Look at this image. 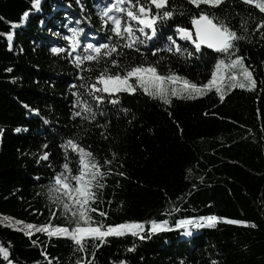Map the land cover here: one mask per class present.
<instances>
[{"label":"trees","instance_id":"1","mask_svg":"<svg viewBox=\"0 0 264 264\" xmlns=\"http://www.w3.org/2000/svg\"><path fill=\"white\" fill-rule=\"evenodd\" d=\"M107 2L41 0L33 9L31 0H0V215L5 217L0 216V247L9 252L7 260L0 255V264H76L82 258L91 264H264V27H258L264 13L242 0L200 8L188 0H169L175 14L157 23L151 40L133 48L121 41L110 57L77 67L74 56L85 54L86 43L116 41L98 14ZM201 10L244 37L236 42L235 55L252 71L254 88H230L223 100L214 89L195 98L173 97L170 105L140 90L118 93L116 104L107 98L97 103L88 94L105 68L114 74L139 64L206 83L227 55L204 48L196 52L190 41L176 36L183 51H168L166 39L177 25L191 28V16ZM25 11L29 16L19 23ZM64 25L84 30L72 55L50 51L68 49L64 36L71 33ZM74 92L92 106L94 119L76 105ZM68 139L90 150L105 172L109 166L103 161H113V172L101 180L103 188L94 189L90 205L107 216L90 212L94 223L165 220L166 230L145 233L143 240L109 237L99 248L94 247L99 241L89 239L83 253L68 237L35 230L27 235L28 224L73 226L56 201L67 202L62 193L50 192L66 158L73 171L78 167L76 154L62 146ZM209 215L221 219L215 226L200 221L199 228L177 227L181 220ZM133 245L135 250L128 251Z\"/></svg>","mask_w":264,"mask_h":264},{"label":"snow or ice","instance_id":"2","mask_svg":"<svg viewBox=\"0 0 264 264\" xmlns=\"http://www.w3.org/2000/svg\"><path fill=\"white\" fill-rule=\"evenodd\" d=\"M33 9H39L41 0H31ZM79 4L80 0H76ZM224 0H188V3L196 8L208 5L210 7H219ZM243 3L254 5L261 13H264V0H242ZM169 0H108L99 11L102 23L105 26L110 25V31L116 38L115 43H86L84 45V55H75L74 62L79 67L84 61L98 62L101 56L110 57L112 53L118 51L120 42L124 41L123 47L133 48L137 44H144L147 40H151L157 35V23L174 16V10L168 8ZM83 7V6H82ZM155 9V10H154ZM29 16V11H25L19 23L26 21ZM12 23V27H18V23ZM43 24V21H41ZM191 28L177 25L173 35L167 36L168 51L181 53L183 49L177 44L174 36L180 40L190 41L194 45V50L199 52L202 46H207L208 49H213L218 53L226 54L228 59H220L216 62L214 70L211 72L210 79L201 85L189 81L187 78L180 77L177 73L169 72L161 74L157 67L151 64H139L126 68L122 73H110L108 68H105L96 77V83L89 85V95L97 103L103 102L106 98L109 103L116 104L119 102L118 93L125 92L135 94L138 90L148 95L153 99L162 101L166 105L172 103V98H195L196 96L205 95L207 91L215 90L221 100L224 94L230 88L239 86L241 88H254L256 80L253 77L252 71L245 65L244 58L235 55L238 51L236 42L244 37L237 34L225 20L218 18L215 14L201 10L198 14L191 16ZM71 35L64 36V40L68 42V49L63 47L53 46L50 51L58 54L63 51H69V55L76 52L81 47V35L84 30L82 28H69ZM258 27H264L262 22ZM149 30L150 33L149 34ZM51 31V30H50ZM137 32L144 35L145 39L141 40ZM8 39L11 41L12 33H8ZM60 35V33H57ZM113 36L108 39L112 40ZM11 48V43L9 44ZM138 50V49H137ZM192 55V53H189ZM234 57V58H233ZM118 60L112 59L113 66L118 65ZM10 71V69H8ZM81 79H83L81 77ZM72 87H76L73 85ZM84 87V85H81ZM106 94V95H105ZM77 96L76 105H82L83 111L88 113L93 119L95 112L92 106L87 101L80 99V93H73ZM75 106V105H74ZM76 116H81V112H76ZM46 122V121H45ZM19 132L21 129L17 128ZM71 152L76 154L78 167L73 171L70 163H63V172L54 176V187L50 192H60L67 202H63L59 197L56 198L58 203H62L65 214H70L72 217L71 227L52 226L51 224L41 225L39 227L28 224L26 228L27 235L32 234V230L46 232L50 237H68L77 246L80 252L86 251V241L89 239L99 241L95 244V248L102 246L109 237H122L131 235L141 240L147 238L145 233H157L164 231L167 221L149 220V221H123L114 224H105L103 222L94 223L90 212L96 211L102 217H106L107 213L99 212L98 209L91 208L90 205L96 199V187L103 188L101 180L113 172L111 159H105L104 165H108L107 172L102 170V165L95 159L94 154L81 146L76 140L68 139L63 145ZM45 147H47L45 145ZM113 157L115 153H112ZM49 154L45 152L42 159H49ZM123 176L124 173H119ZM221 219L215 215L200 217L199 220L184 219L178 222L177 227H187L194 224L195 227H202L200 221L206 222L208 226H215L216 222ZM234 224L245 223L238 220L230 221ZM135 246L129 248L128 251H134ZM0 255L7 260L9 252L7 248L0 247ZM93 259L95 252L92 253ZM8 264H12L8 260ZM76 264H91L85 262L84 259L76 261ZM118 264H126V261L120 260Z\"/></svg>","mask_w":264,"mask_h":264},{"label":"water","instance_id":"3","mask_svg":"<svg viewBox=\"0 0 264 264\" xmlns=\"http://www.w3.org/2000/svg\"><path fill=\"white\" fill-rule=\"evenodd\" d=\"M191 27H192V25H191ZM202 48L207 49L208 51L213 52V53H218L213 49H208L207 46H202Z\"/></svg>","mask_w":264,"mask_h":264},{"label":"bare ground","instance_id":"4","mask_svg":"<svg viewBox=\"0 0 264 264\" xmlns=\"http://www.w3.org/2000/svg\"><path fill=\"white\" fill-rule=\"evenodd\" d=\"M3 219H5V217L4 216H2V215H0ZM28 231V229H26V232Z\"/></svg>","mask_w":264,"mask_h":264}]
</instances>
